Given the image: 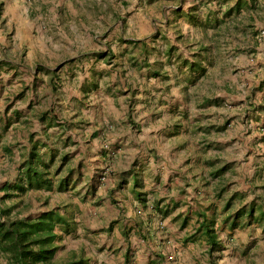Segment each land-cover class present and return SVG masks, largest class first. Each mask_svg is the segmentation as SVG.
I'll return each mask as SVG.
<instances>
[{"label":"rangeland","instance_id":"374dc122","mask_svg":"<svg viewBox=\"0 0 264 264\" xmlns=\"http://www.w3.org/2000/svg\"><path fill=\"white\" fill-rule=\"evenodd\" d=\"M34 143L54 189L20 192ZM49 209L56 263L116 264L141 216L165 264H264V0H0V218Z\"/></svg>","mask_w":264,"mask_h":264},{"label":"trees","instance_id":"16d2710c","mask_svg":"<svg viewBox=\"0 0 264 264\" xmlns=\"http://www.w3.org/2000/svg\"><path fill=\"white\" fill-rule=\"evenodd\" d=\"M38 145L33 144L24 162L23 175L13 187L20 192L31 190L54 189L55 181L50 176L48 165L38 151ZM67 179L58 184L59 190H65ZM5 187L10 188L7 183ZM247 214L249 218L254 216V207L248 211L240 209L236 217ZM202 220L193 236L200 234V239L206 240L210 250H214L218 244V235L215 229L213 216L200 213ZM264 220V210L257 219ZM227 222V221H226ZM237 223L234 221L232 226ZM61 227L66 233L73 231L76 222L63 214L59 209L43 210L37 216L20 218H0V254L5 255L13 264H88L83 255L72 251L69 258L55 262L58 249L57 240L60 235L57 229Z\"/></svg>","mask_w":264,"mask_h":264},{"label":"crops","instance_id":"0c3cea01","mask_svg":"<svg viewBox=\"0 0 264 264\" xmlns=\"http://www.w3.org/2000/svg\"><path fill=\"white\" fill-rule=\"evenodd\" d=\"M167 224L166 229H160L156 222H149L145 217H139L137 224L134 226L136 227L137 231L140 232L138 238L133 241V244H126L125 248L120 245L119 256L117 257L118 262L116 264H124L126 258L128 257V249H130V255L132 254L131 251L135 252V264H142V261H147L145 264H165L163 259L159 258L156 259L157 255H160L161 251L164 253L165 251L163 248L177 247L178 249H184L182 247L184 237H182V233L180 229L178 230L173 225L169 224L167 220H165ZM141 227V228H140ZM135 231V229H134ZM185 235V234H184ZM154 246H158L154 248ZM181 247V248H180ZM191 246H188V249H191ZM112 255L109 257V260H114L116 257ZM192 256V255H191ZM192 258H188L187 264H192ZM114 262V261H113ZM0 264H11L9 263L8 259L0 254ZM176 264H183L182 262L178 261Z\"/></svg>","mask_w":264,"mask_h":264}]
</instances>
